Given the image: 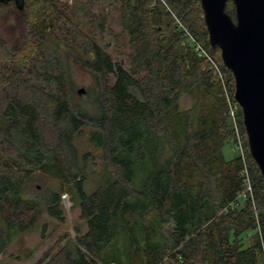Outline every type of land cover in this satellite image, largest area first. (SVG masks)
<instances>
[{
	"label": "trees",
	"instance_id": "16d2710c",
	"mask_svg": "<svg viewBox=\"0 0 264 264\" xmlns=\"http://www.w3.org/2000/svg\"><path fill=\"white\" fill-rule=\"evenodd\" d=\"M102 1L115 5L119 31L109 13L94 10ZM19 3L20 44L13 49L0 35V255L14 233L42 215L44 202L28 192L48 176L71 194L87 229L77 227L76 239L58 242L34 264H264V178L250 153L234 75L210 45L201 1ZM12 4L0 0V16ZM227 12L236 19L232 0ZM106 32L117 46L125 42V58L107 50ZM73 64L91 77L80 87L86 98ZM232 105L256 206L253 196L237 199L247 188L245 161L224 153L235 132ZM84 133L103 159L91 192L85 181L93 154H80L75 142ZM61 200L53 193L45 203L64 221ZM250 230L254 241L246 245Z\"/></svg>",
	"mask_w": 264,
	"mask_h": 264
},
{
	"label": "rangeland",
	"instance_id": "374dc122",
	"mask_svg": "<svg viewBox=\"0 0 264 264\" xmlns=\"http://www.w3.org/2000/svg\"><path fill=\"white\" fill-rule=\"evenodd\" d=\"M69 4H73L75 0H66ZM94 10L104 11L109 13L110 26L115 30L119 31L118 26V13L115 9L114 4H110L108 1H102L95 6ZM21 17L19 11L12 4L9 9L0 16V35L7 39L11 47L16 48L23 37V26L21 24ZM117 39L113 36V33L106 32L104 43L107 50L117 58H125L126 55H121L119 51H126V44L124 45L121 41V46H117ZM208 52V51H207ZM211 58L210 54H208ZM73 80L79 87H88L91 83V77L89 73L83 71L80 67L73 64L72 65ZM221 76V75H220ZM223 77V76H222ZM82 95L86 98V91L82 92ZM229 97V95H228ZM231 99L229 98V101ZM233 110L236 107L232 105ZM232 116V115H231ZM238 119L237 116L231 117V121L235 128V121ZM239 127V125H238ZM233 141L226 143L224 147V153L226 158L232 159L240 155L245 161V165L248 167V182L252 186V191L246 188L245 197L238 196V200H247L248 196H253L252 200L254 206H256L255 190L253 173L251 172V167L247 160V150L245 146V137L241 128L237 133L236 128L234 129ZM239 135V137H238ZM77 147L80 150V154L90 152L91 157L89 158V163H87L86 169L88 172L87 179L85 181V189L87 192L93 191L101 182L103 174V159L102 152L100 149L95 148L91 142H89L88 135L79 136L75 140ZM241 144V146H240ZM29 196L40 198L43 203V213L39 217L37 223L22 233H14L10 237L7 249L0 255V264H34L47 250L50 248H56V244L61 242L64 244L68 238L76 239L78 232L76 228L79 227L82 232L86 231L87 227L80 218V208L78 204H74V200L71 194L67 191L62 190V183L48 176L40 177L35 182L30 185ZM53 193H62V208L64 210V221H60L52 217L46 210L45 201ZM234 205H232L233 207ZM236 206V205H235ZM258 215L256 214V217ZM2 228H6V223L3 217L0 215V234L2 233ZM256 230L248 231L243 240L246 245L252 243L254 240L252 236L255 234ZM7 236V234L5 233ZM164 264H171L168 258L165 259Z\"/></svg>",
	"mask_w": 264,
	"mask_h": 264
},
{
	"label": "water",
	"instance_id": "95a60500",
	"mask_svg": "<svg viewBox=\"0 0 264 264\" xmlns=\"http://www.w3.org/2000/svg\"><path fill=\"white\" fill-rule=\"evenodd\" d=\"M200 1L210 45L221 50L234 75V98L242 108L250 153L264 178V0H232L236 19L227 12L230 0Z\"/></svg>",
	"mask_w": 264,
	"mask_h": 264
},
{
	"label": "built area",
	"instance_id": "2783aa9c",
	"mask_svg": "<svg viewBox=\"0 0 264 264\" xmlns=\"http://www.w3.org/2000/svg\"><path fill=\"white\" fill-rule=\"evenodd\" d=\"M73 1V0H72ZM157 0H153V4H155V2H156ZM162 1H165V0H162ZM197 42V41H196ZM197 50H199L200 51V53L201 54H204V55H207V56H209L208 55V52L203 48V46L199 43V42H197ZM231 115H232V117H235L236 116V111H234L233 110V107L231 106ZM235 128H236V131H237V133H238V131H239V127H238V122H237V120L235 121ZM238 137H239V135H238ZM240 146H241V144H240ZM245 174H246V181H247V188H248V190L249 191H252V186H251V184H250V182H248V167L246 166V169H245ZM245 191H246V189H245ZM245 191L244 192H242L239 196H241V197H245L247 194L245 193ZM252 196V195H251Z\"/></svg>",
	"mask_w": 264,
	"mask_h": 264
},
{
	"label": "flooded vegetation",
	"instance_id": "af4514ba",
	"mask_svg": "<svg viewBox=\"0 0 264 264\" xmlns=\"http://www.w3.org/2000/svg\"><path fill=\"white\" fill-rule=\"evenodd\" d=\"M15 7H17V5L16 4H13Z\"/></svg>",
	"mask_w": 264,
	"mask_h": 264
}]
</instances>
